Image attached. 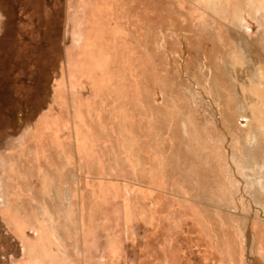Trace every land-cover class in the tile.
<instances>
[{
  "label": "rangeland",
  "instance_id": "374dc122",
  "mask_svg": "<svg viewBox=\"0 0 264 264\" xmlns=\"http://www.w3.org/2000/svg\"><path fill=\"white\" fill-rule=\"evenodd\" d=\"M117 2H120L118 3L119 7H122H117L116 12L133 13L136 15V22L128 21L127 17L118 19L111 16L110 6L108 8L109 16L106 19L109 24L107 38H101L99 27L96 29L91 27L85 33L81 24L70 26L71 38H69L67 32V36L63 33V20H61L59 49H57L58 46H51L46 50L45 62L34 64V67L40 69L37 84L33 83L34 86L29 87L32 82L25 80L18 84V88L22 91L27 89V91L31 90L35 93H44L39 104L48 107V97L53 86L51 71L53 65L57 64L54 55L60 51V62L57 66L61 71L64 50L69 43L73 47L83 44L103 45L107 47V53L101 55L102 48H93L89 53V61L92 63L85 60L76 65L78 75L85 74L91 79L89 81L84 78L76 82L78 88L84 86V88L90 87L91 90H86L85 93V89H81L83 101H80L77 96L76 103L78 106L83 104L82 107L86 106L88 109L92 105L94 110H97V106L101 108V104L106 101L112 105L118 104L125 110L124 120L127 125L125 134H118V125L110 120L109 114H106L108 112L94 124L86 122V128L94 132L91 153L88 156L89 152H87L86 156L93 161L91 164L95 167L98 166L95 168L94 166L84 167L77 158L73 135L69 128L59 130L62 150L54 160L56 163L50 166L49 173L57 174L60 179L66 176L74 180L75 183H78L79 179L83 177L86 189L90 191L88 196L84 190H80L79 198L72 206L75 209H80L82 222L73 219L70 222L71 227H69L68 222H65L63 218L59 219L61 227L66 232L62 239L57 231L56 238L52 236L53 241L38 240L32 220L35 217L40 219L41 216L34 203L40 204L43 208L46 207V210L51 212L49 205L54 204L53 198L51 194L45 198L37 193L36 190L41 182L36 175L32 174L33 166H29V162L25 159L22 160V157L17 158L19 177L17 176L14 183L17 184L16 188L22 190L23 195L18 199L16 213L25 216L26 224L19 235H13L11 238L7 225L0 219V264H204V260H199V253L188 238L189 233L200 234L202 228L204 230L205 223L208 222L203 219V216H206L209 221L213 211V206H207L210 203L217 205L215 211L218 216H224L227 220L225 223L221 222V242L219 239H212L213 242L219 243L214 245L217 248V255L221 256L224 261L222 264H228L227 259H230L231 264H263V261L252 260L250 254L244 249L242 231L245 228L247 213L252 210V205L254 206L253 211L257 212L258 201L264 202V192L260 191L262 189L259 184L255 185L253 182V171L249 169L252 167L256 169L253 164L264 158V0H135L130 4H128V0H117ZM61 11L63 12V2ZM79 11H75V15ZM255 11L258 12V17L255 16ZM241 17L247 18L251 23L250 33L239 27L238 22ZM120 35L124 36L123 43H121V39L117 38ZM69 48L72 49V47ZM85 55L84 51L78 52L76 56L72 55L71 74L75 61L77 63L79 57ZM214 61L219 63L213 74L216 82L220 85L217 90L220 91H218L219 95L212 100L216 103V108H220V93L224 89L222 87H229L232 107L224 112L225 120L231 127L234 123V119H232L234 114L235 116L247 115L253 135V142L250 144L253 149L252 157L258 158L253 160L252 166H249L250 161L247 162L249 168H244L240 161L231 162L233 166L231 165L230 169H234L232 173L236 178L249 179L251 176L250 181L253 180L252 184L254 183L253 187H250L248 195L243 191V195L248 199H234L232 202L235 203L232 208L224 207L222 201H218L216 204L215 202L207 204L203 199H205L204 195L210 194L211 189L215 187L216 176L212 173L211 168H214L215 173L226 184L223 173L217 169L216 161L210 160L211 156H215L218 146L222 151L228 144V147L232 148L244 147L243 138L238 134L232 135L234 132H229L227 135H229L230 141L226 142L224 138H220L218 140L220 144L217 143L216 136L222 132L221 126H224L223 120H221L222 114L220 115V111L217 112L214 108L209 107L214 104L211 103L212 101L206 106L198 101V98H195L197 100V104H195L192 97L188 96L189 94H186L183 89V83L185 84L187 79L192 76V69L199 70L197 87H210L209 76L212 73ZM209 63L213 65H209ZM206 75H208V80ZM70 76L73 77V75ZM71 88L75 94L74 86ZM67 107L69 106L67 105ZM166 111H169L174 117L168 120L165 116ZM179 113L181 114L179 115ZM99 115V112L93 113L94 122ZM185 115H187V121ZM15 117H18L17 113H15ZM181 118L188 125L189 136L180 133ZM236 120L239 124L244 123L242 117H238ZM189 125L195 127L192 128ZM229 129L231 130V128ZM171 130L176 136L174 139L177 154L173 156L172 161L168 162L169 148L173 146L172 142L169 143ZM19 131L20 125L17 123L14 132ZM192 132H195L197 137L193 138ZM123 137L125 144L121 152L120 143ZM42 141H47L44 135ZM32 142L29 141L30 144ZM50 143L53 144V142ZM82 146L85 150V146ZM150 149L151 161L153 155L156 154L154 159L157 160V174L165 175L168 172L171 174L172 181L170 185L152 184L150 181L152 179L147 177L146 183L155 185L159 189H170L175 182L176 185H173V188L178 190V193L185 192L183 193L185 196L187 187L193 194L192 197L195 198L197 206L187 207V215L189 214L188 217L193 218L192 214H199L194 219H200L201 227L194 228L191 220L184 219L186 226L193 228L188 231L184 225L179 231L172 232L168 228V220L165 217L169 216L170 222L171 218L177 221L175 216L178 215L177 209L172 208L171 214L168 211L161 213L154 211L152 208L153 199L148 195L140 197L139 191L135 190L136 184L145 183V170L140 173L136 167L137 165V168L140 169L148 167ZM206 150L209 151L210 169L204 170L203 162L207 156ZM51 152L49 151L50 159L53 155ZM239 162L240 164H238ZM120 170L124 175L119 173ZM96 171L99 172L98 178H95ZM25 174H28L27 177ZM204 174L205 176L207 174L208 177H205ZM205 179L210 180L206 181ZM230 193L234 194L233 197L237 196L236 191L232 188H230ZM12 200L15 203V198L12 197L11 202ZM61 200L63 201L62 198ZM2 203L0 199V208ZM203 205L206 209L203 208ZM223 207L228 210H223ZM234 208L240 212V217L234 213L230 214L231 210L229 209L233 210ZM245 212L246 214H244ZM164 213L166 216H163ZM224 227L231 229L233 234H226ZM224 235L227 236L224 237ZM230 236H233V239ZM206 238L211 241L213 237L207 236ZM22 239L35 243L33 250L20 248ZM261 239L258 247L261 243L264 245V238ZM222 244L225 247L224 254L221 250ZM35 254L40 260L37 263Z\"/></svg>",
  "mask_w": 264,
  "mask_h": 264
},
{
  "label": "crops",
  "instance_id": "0c3cea01",
  "mask_svg": "<svg viewBox=\"0 0 264 264\" xmlns=\"http://www.w3.org/2000/svg\"><path fill=\"white\" fill-rule=\"evenodd\" d=\"M128 1V4H130L135 0ZM62 2L63 12L61 11ZM118 3L120 2H117V0H0V199L3 202L0 208V219L7 225L11 238H13V235H19L22 228L26 224L25 216L16 213V210H18V199L23 195L22 190L16 188L17 184L14 183V180L19 177L17 172V158L19 156L22 157V160L25 159L28 161L29 166H33V175H39L37 178L41 182V187L39 186V188H37L39 189V192L36 190L37 193L41 197H43L42 194L46 193V195H44L45 198L48 194H51L53 198L52 202H54V204L49 205L51 212L46 211L51 219L49 221L43 220L40 210L46 209V207L43 208L40 204L34 203L36 209H39L38 212L41 217L40 219L35 217L34 220H32L34 222L33 226L40 224V229L42 230L37 234L38 240L42 239L53 241V237L56 238L55 233H57V231L61 239L66 233L60 225V218H63L65 222H68L69 227H71L70 222L73 219H77L78 222H82L80 209L72 207L75 200L79 198L80 190H84L86 194L90 195V191L86 190L84 180L81 181V178L78 183H75L74 180H71L66 176H63L60 179L57 174H55L54 177H51L49 174L50 166L53 165L52 163H54V160L57 159V155L62 150L59 130L67 127L69 128L73 135V144L77 158H79V160L83 163L84 167H95V165L91 164L93 161H91L90 157L86 156L87 152H89L88 156H90L91 144L94 143V132L89 128H86V122H92V124H94L100 120L102 115L108 112L106 114H109L110 120L118 125V134H125L124 132L127 126L126 121L124 120L125 110L119 107L118 104L112 105L109 101H106L104 104H101V108L100 106H97V110H94L92 105L89 106L88 109L86 106L82 107V103L81 106H78L76 103L77 96L80 101H83L84 97L81 89H85V93L86 90L91 91L90 87L84 88V86H81L78 88L76 83L78 80L85 78L86 80L91 81V79L85 74L78 75L76 73V65L80 62L83 63L85 60L91 64L92 62L89 61V53L93 48H102L103 52L101 55L105 52L107 53L108 49L103 45L83 44L82 46L73 47L69 43L64 50V60L62 61L63 65L61 71L59 66H57L60 62V51L55 54L56 56L54 55V60L57 61V64L53 65V69L51 71L53 86L49 94L50 96L48 97V107L43 105L41 106L39 104L41 97L45 95L44 93H35L33 91L31 92V90L27 91V89L22 91L18 88V84L25 80L32 82L29 87H33L34 84H37L36 81L39 80L38 74L40 69L34 67V64L45 62L46 50L51 46H58L57 49H59L61 20H63V33L65 35L67 32V34H69V38H71L70 26H77L78 24H81V28L85 31V33L91 27L94 29L99 27L101 38H107V28L109 27V24H107L106 19L109 16L108 8L110 6L112 9L111 16H115L118 19L127 17L128 21L130 20L132 22H136L135 14H124V12L121 14L116 12L117 7H119ZM77 10H80L78 12L79 15L78 13L75 15V11ZM117 38L118 40L121 39V43L124 42V36L120 35ZM69 47H72V49L70 50ZM83 51L86 52V55L80 56L77 63L75 61L73 64V72L71 74L70 69L72 64V55L76 56L78 52ZM70 75H73V77ZM71 86H74L76 90V93L74 92L75 94H73ZM67 105L69 107H67ZM95 112H99L100 115L94 122L92 115ZM15 113L18 114V117H15ZM17 123L20 125V131L15 133L14 129H16ZM43 135L47 138L46 142L42 141ZM123 139L124 137L121 138L122 142L120 143L121 152L125 144ZM29 141H33L34 143L32 142L30 144ZM50 142H53V144ZM82 145L85 146V150H83ZM151 149L148 152V167H142L141 169L137 168L138 165L136 167V170L140 173L145 170L146 179L145 183L136 184L135 190L139 191L140 197L148 195L153 199L152 206L155 208L154 211H157L158 206L163 212L168 211L169 214L172 213V208L177 209V221L172 220L171 218L170 222L168 213V217H165L168 220L169 230L174 232L179 225L182 224L183 226H186L185 220L188 218L185 212L187 210L183 208V205H185V208L189 206V208L196 207L195 198L192 197L193 194L191 191L183 184L181 185L186 187L185 189L187 195L184 196L185 198L182 195H179L174 188L159 189L155 185L149 186V184L146 183L147 177L150 178L155 176L157 173L156 164L152 162L149 157ZM49 151H52L51 155L53 154L51 159L49 157ZM97 167L98 166L95 168ZM43 168L45 169L43 170ZM119 173L124 175L121 173V170ZM98 174L99 172L96 171L95 178L99 177ZM26 175L28 174H25V177H27ZM60 183H62V186ZM67 183L70 184L73 189L71 190L72 196L69 197L68 206L64 204L62 205L60 197L61 190L63 191V189L68 185ZM173 183V185H176L175 182ZM44 185L49 186V189H45L47 187H44ZM80 186H83V188ZM12 197L15 198V203L13 200L11 202ZM66 207L72 211L71 218L65 217V210L62 212V208ZM196 215L199 216V214ZM196 215L192 214L193 218H195ZM163 216H166V213H164ZM55 217L58 229L53 230L54 234H47L45 231L49 230V225H52V218L55 219ZM12 218L22 220L23 227L19 230H14L12 228ZM192 220L193 219H191V221ZM194 220L197 221L198 219ZM193 222L194 221H192V223ZM197 226L200 227L201 225L198 223ZM201 233L198 235H200L205 242L207 241V243L210 244V239L208 240L205 237L206 235L203 232V228ZM32 245L35 246V243H32ZM208 250L211 251V247H209ZM200 253L203 255L202 252ZM215 255L216 259H213L212 264L224 263L222 257L217 255V251ZM34 256L36 263L39 262V257L36 254Z\"/></svg>",
  "mask_w": 264,
  "mask_h": 264
},
{
  "label": "bare ground",
  "instance_id": "6f19581e",
  "mask_svg": "<svg viewBox=\"0 0 264 264\" xmlns=\"http://www.w3.org/2000/svg\"><path fill=\"white\" fill-rule=\"evenodd\" d=\"M260 5V4H259ZM261 8V7H260ZM255 16L256 17H258V15H257V11H255ZM236 19V18H235ZM235 21V20H234ZM238 24H239V27H241V28H244L248 33H250V31H251V29H250V22L247 20V18H245V17H241L240 18V20H239V22H238ZM264 39V38H263ZM109 42V41H108ZM151 45V44H150ZM146 46V45H145ZM147 50V49H146ZM194 51V50H193ZM206 51V50H205ZM196 52V51H195ZM198 53H202V52H198ZM194 54V53H193ZM216 54H217V52H216ZM215 54V55H216ZM197 56V55H196ZM203 56V55H202ZM201 56V57H202ZM218 56V55H217ZM199 57V56H198ZM200 57V58H201ZM205 57H206V55H205ZM208 57H210V56H208ZM194 58V57H193ZM218 58V57H217ZM222 59V58H221ZM167 60V59H166ZM219 60V59H218ZM192 61H194V60H192ZM206 61V60H205ZM217 62V61H216ZM221 62V61H220ZM188 63H189V61H188ZM195 63V62H194ZM197 63V62H196ZM222 63V62H221ZM197 64H199V63H197ZM212 63H209V65H211ZM219 64V63H218ZM217 63H215V61H214V67L212 68V73H210V76H209V78H210V81H211V86L209 87H205V86H202V88H199V87H197V84H198V82L197 81H199V77H198V71L199 70H197V69H192L193 70V73H192V76H191V78H188L187 80V82L184 84L183 83V89H184V91H186V94H189L188 96H191L192 97V101L195 103V104H197V100L195 99V98H198L199 100L198 101H200L201 103H203V104H205L206 106H208L209 105V103L211 102V103H214V101L212 100V99H214V97H216V96H218L219 94H218V91H220V90H217V89H219L220 88V85L218 84V82H216V78H215V76H214V74H213V71L215 70L216 71V65H218ZM191 65V64H190ZM195 65V64H194ZM213 65V64H212ZM199 66V65H198ZM183 67V66H182ZM196 67H197V65H196ZM219 68V67H218ZM209 69V68H208ZM207 70V69H206ZM188 74V73H187ZM218 74V73H217ZM207 76V80L209 79L208 78V75H206ZM188 77V76H187ZM217 77V76H216ZM206 80V81H207ZM205 82V81H204ZM203 82V83H204ZM208 84H209V82H208ZM223 84V83H222ZM203 85H205V84H203ZM222 88H224L223 89V92H221L220 94H221V97H220V99H219V104H220V108H216V106L217 105H215L216 103H214V104H212V105H210L209 107H211L212 109L214 108L217 112L218 111H220V115H221V120H223V124H224V126L222 125L221 126V128H222V132L219 134V132H218V134L219 135H217L216 137V141H217V143H219V139L220 138H224V140L226 141V142H228V140H229V135H227L229 132H234V133H232V135L234 134V136H235V134H238L240 137H242L243 138V141H244V147H237V148H232V147H228V145H226V148L222 151L221 150V148L218 146V144H216L217 146H218V148H217V152H215L216 154H215V156H211V159L210 160H212V161H216L215 163H216V165H217V169H218V171L220 172V173H223V176L225 177V181H226V184L223 182V180L219 177V175L217 174V173H215V170H214V168H211V171H212V173L216 176V180H215V187H214V189L212 188L211 189V193L210 194H207V195H204V198L205 199H203V201L204 200H206L205 202L208 204L209 202H215V204L218 202V201H222V204H223V202H224V207H234L233 206V204L235 203H233L232 201L234 200V199H236V198H238V199H240V200H246V199H248V197H245V195H243L244 193H246V195H248V192H249V189H250V187H253V184H252V181L253 180H251L250 181V178H251V176H250V178L248 179V178H246V179H242V177L241 178H236V176H234L233 174L234 173H232V170L234 171V169H230L233 165L231 164V162L233 163L234 161L236 162V161H240L241 163H242V166L244 167V168H249L248 167V165H247V162L248 161H250V164H249V166H252L251 164H253L252 162H253V160H257L258 158H254V157H252V152H253V149H252V147L250 146V144L253 142V135H252V133H251V126H249L250 125V123H249V118L247 117V115H245V116H241L242 114H240V115H237V116H235V114H234V117H232V119H234V123H233V125H231V127L227 124V122H226V120H225V116H224V112H226V111H228L231 107H232V105H231V99L229 98V96H230V93H229V87L228 86H224V87H222ZM183 91V92H184ZM236 93V92H235ZM231 97V96H230ZM174 99V98H173ZM180 99H181V97H180ZM184 99V98H183ZM233 99V98H232ZM178 100V99H177ZM182 100V99H181ZM179 101V100H178ZM236 101V100H235ZM170 105V104H169ZM178 105H180V104H178ZM215 105V106H214ZM237 106V105H236ZM235 106V107H236ZM171 108V107H170ZM190 109V108H189ZM178 110V109H177ZM237 110V109H236ZM197 111V110H196ZM232 111V110H231ZM161 112V111H160ZM177 112V111H176ZM181 112V111H180ZM174 113V112H173ZM229 113V112H228ZM181 113H179V115H180ZM227 114V113H226ZM238 114H239V112H238ZM174 115H175V113H174ZM233 115V114H232ZM162 116V115H161ZM165 116H166V118L168 119V120H170V119H172V117H174V116H171V114L169 113V111H166L165 112ZM177 116V115H176ZM182 116V115H181ZM186 117H187V115H185V120H186ZM190 117V116H189ZM231 117V116H230ZM240 118V117H242V118H244V123L243 124H239L238 122H236L237 120V118ZM184 118V117H183ZM191 118V117H190ZM182 119V118H181ZM195 119V118H194ZM193 119V120H194ZM176 120V119H175ZM180 120V119H179ZM187 121V120H186ZM186 121H184L183 119L181 120V124H180V133H182L183 135H185V136H189L190 135V133H189V130L187 131V128H188V125H187V123H186ZM189 121V120H188ZM190 122V121H189ZM193 122V121H192ZM197 122V121H196ZM233 122V121H232ZM228 125V126H227ZM203 126H204V124H203ZM209 126V125H208ZM189 127H192V126H190L189 125ZM193 127H195V126H193ZM192 127V128H193ZM199 127V126H198ZM211 127V126H210ZM213 127V126H212ZM172 128V127H171ZM199 128H201V127H199ZM202 128H204V127H202ZM229 128H231V130L229 129ZM191 129V128H190ZM175 130V129H174ZM205 130H206V128H205ZM215 130V129H214ZM216 131V130H215ZM214 131V132H215ZM207 133V132H206ZM209 133V132H208ZM217 133V132H216ZM191 135H192V137L193 138H195V137H197L196 135H195V132H192L191 133ZM211 135V134H210ZM170 136H171V141L169 142V143H171L172 142V148H169V153H168V158L167 159H169L168 160V162H170V161H172V158H173V156L175 155L176 156V149H175V139L174 138H176V136H175V134H174V131L173 130H171V133H170ZM213 136V135H212ZM213 138V137H212ZM188 139V138H187ZM189 140V139H188ZM193 140V139H192ZM201 140V139H200ZM214 140V139H213ZM157 141V140H156ZM202 141V140H201ZM225 141H223V142H225ZM230 141V140H229ZM176 142H177V139H176ZM204 142V141H203ZM202 142V143H203ZM213 142V141H212ZM236 142V141H235ZM234 142V143H235ZM200 143V142H199ZM201 143V144H202ZM210 143V142H209ZM208 143V144H209ZM166 144H167V142H166ZM200 144V145H201ZM220 144V143H219ZM236 144V143H235ZM259 144V143H258ZM254 145V144H253ZM211 146H213V145H211ZM216 146V147H217ZM242 146V145H241ZM206 147V146H205ZM254 147V146H253ZM214 148H215V146H214ZM214 148H212V149H214ZM185 149V148H184ZM212 149H210V150H212ZM196 150V149H195ZM209 150V149H208ZM208 150H206V155L207 156H205V162H203L204 163V165H203V168H204V170H206V168L207 169H210V163L208 162V160H209V151ZM201 151H203V150H201ZM262 152V151H261ZM158 153V152H157ZM194 153V152H193ZM159 154V153H158ZM158 154H157V157H158ZM163 155V154H162ZM195 155V154H194ZM200 155V154H199ZM212 155V154H211ZM156 156V154H154L153 155V160H152V162L154 161V163L157 165V160L156 159H154V157ZM150 157V156H149ZM260 159V158H259ZM191 160V159H190ZM240 162L238 163V164H240ZM175 163V162H174ZM201 163V162H200ZM36 164H37V162H36ZM35 164V165H36ZM42 164V163H41ZM52 164H54V163H52ZM154 165V164H153ZM155 165V166H156ZM232 165V166H231ZM254 166H256L255 168L256 169H253V167L252 168H249V169H251L253 172V176H252V178L254 179V181L253 182H255V185L256 184H259L260 186H261V189L262 190H260V191H262V192H264V158H262V159H260V161H257V162H255L254 164H253ZM43 166H44V164H43ZM42 166V167H43ZM34 167H37V166H34ZM47 167V166H46ZM212 167V166H211ZM214 167H215V165H214ZM234 167H235V165H234ZM48 168V167H47ZM170 168V167H169ZM189 168V167H188ZM45 168H43V170H44ZM240 169H241V167H240ZM35 170H37V169H35ZM48 170V169H47ZM170 170V169H169ZM31 171V170H30ZM154 171V170H153ZM152 171V172H153ZM38 172V171H37ZM44 172V171H43ZM156 172V171H155ZM204 173V172H203ZM206 173V172H205ZM242 173H244V172H242ZM50 175H51V177H54L55 176V174L54 175H52L51 173H49ZM48 174V175H49ZM208 174V173H207ZM206 174V176L208 177V175ZM236 174V173H235ZM35 175V174H34ZM232 175L234 176V178L232 177ZM36 176H38L39 177V175H37L36 174ZM160 176H162L163 178H161ZM170 176H171V174H168V172L167 173H165V175H163V173L162 174H157L156 173V175L155 176H152V177H150L152 180H150L151 182H152V184L154 183H164V184H169L170 185V182L172 181V179L170 178ZM204 176H205V174H204ZM205 176V177H206ZM56 178H57V176H56ZM52 180V179H51ZM57 180V179H56ZM84 179H83V177H81V181H83ZM206 181H209L210 179H205ZM70 181V180H69ZM205 181V182H206ZM213 181V180H212ZM56 182V181H55ZM204 182V181H203ZM204 182V183H205ZM39 183V182H38ZM48 183V182H47ZM63 183V182H62ZM62 183H60V185L62 184ZM149 183V182H148ZM11 184V183H10ZM46 184V183H45ZM68 184V183H67ZM72 184V183H71ZM152 184H150L149 183V186L150 185H152ZM228 184V185H227ZM12 185V184H11ZM11 185H9V186H11ZM51 185V184H50ZM82 185V184H81ZM195 185H197V183H195ZM201 185H202V183H201ZM47 187V188H45V189H49V186H47V185H44V187ZM62 186V185H61ZM208 186V185H207ZM6 187H7V185H6ZM11 187H14V186H11ZM41 187V186H40ZM59 187V186H58ZM81 188H83V186H80ZM142 187V186H141ZM196 187V186H195ZM194 187V188H195ZM206 187V186H205ZM61 188V187H60ZM143 188V187H142ZM171 188H173V185H171ZM179 188V187H178ZM197 188V187H196ZM199 188H201L200 186H199ZM230 188H232L234 191H236V197H233V195H231V193H230ZM7 189V188H6ZM208 189V188H207ZM210 189V188H209ZM9 190V189H8ZM54 190V189H53ZM71 190H73L72 188H71V185L70 184H68L64 189H63V191L61 190V193H60V197L63 199V201H62V205L64 204V205H66V206H68V202H69V197H71L72 196V193H71ZM86 190H88V189H86ZM198 190V189H197ZM37 191L39 192V189H37ZM60 191V190H59ZM178 191V190H177ZM203 191V190H202ZM205 191V190H204ZM243 191H245L244 193H243ZM78 192V191H77ZM87 192V191H86ZM198 192V191H197ZM206 192V191H205ZM205 192H204V194H205ZM208 192H209V190H208ZM168 193V192H167ZM178 193V192H177ZM182 193V194H181ZM199 193V192H198ZM207 193V192H206ZM53 194V193H52ZM172 194V193H171ZM179 195H182L183 197L185 196V194H183V192H180V193H178ZM261 194V193H260ZM43 195V197H44V195H46V193H44V194H42ZM89 195V194H88ZM200 195V194H199ZM3 196H4V194H3ZM170 196V195H169ZM178 196V195H177ZM251 196H253V195H251ZM5 197V196H4ZM47 197V196H46ZM74 197V196H73ZM181 197V196H180ZM174 198V197H173ZM185 198V197H184ZM253 198V197H252ZM22 199V198H21ZM189 199V198H188ZM167 200V199H166ZM190 200V199H189ZM182 201H184V200H182ZM239 201V200H238ZM204 202V203H205ZM244 202V201H243ZM259 203H257V207H258V209H257V212H254L253 210V205H252V210L250 211V212H248L247 213V217H246V221H245V228L243 229V237H244V239H243V247H244V249L247 251V253H249L250 254V256H251V259L253 260H255V259H257V261L258 262H264V245L261 243L260 245H259V247H258V243L262 240L261 238L263 237L264 238V202H260V201H258ZM186 203V202H185ZM184 203V204H185ZM192 203H193V201H192ZM8 204V203H7ZM170 204V203H169ZM179 204V203H178ZM206 204V205H207ZM211 204V203H210ZM208 204L207 206H213V211L211 212V218H210V220L208 221L207 219H206V216L204 217L203 216V219L204 220H206L208 223H205V226H204V230H203V232L205 233V235H206V237L207 236H211V237H213V238H211V241H210V244L209 243H207V242H205V240L203 239V238H201V236H199L198 234H196V233H189V240L191 241V243H192V245H194L195 246V249L197 250V252L199 253L198 255H199V260L200 259H202V260H204V264H212L213 263V259H216V251H217V248L215 247V245H218L219 243L218 242H216V241H214L213 242V240L212 239H219L220 240V242H221V240H222V232H221V222L222 221H224V223H225V221H227L226 219H225V217L224 216H222V217H220V216H218V213L215 211V208H216V206L215 205H213V204ZM60 205V204H59ZM167 205V204H166ZM219 205V204H218ZM8 206H9V204H8ZM201 206V205H200ZM204 206V205H203ZM61 207V206H60ZM154 206H152V208H153ZM155 207H156V205H155ZM190 207V206H189ZM192 207V206H191ZM197 207V206H196ZM222 208L223 210H228V208ZM183 208L186 210V208H185V205H183ZM193 208V207H192ZM204 209H206L205 208V206L203 207ZM210 208V207H209ZM237 208V207H236ZM236 208H234L233 210L232 209H229V210H231L230 212V214H232V213H234V214H236V215H239V217H240V212L239 211H237L236 210ZM63 209V211L62 212H64V210H65V214H66V216L65 217H67V218H71V210L68 208V207H66V208H62ZM148 209V208H147ZM155 208H153V210H154ZM184 209H183V211H184ZM210 210V209H209ZM46 209H42V210H40V213H41V215H42V217H43V220H50L51 218H50V216L48 215V212L46 213ZM151 212V211H150ZM157 212H162V210L160 209V207L158 206L157 207ZM190 212V211H189ZM203 212H204V210H203ZM188 213V211H186L185 212V214H187ZM205 213V212H204ZM209 213V212H208ZM244 214H246V212L244 213ZM159 215V214H158ZM189 215V214H188ZM188 215H187V218L189 219V220H191V219H193L192 221H194L193 222V227L194 228H196V226L198 225V223H199V225H201L200 223V219L199 220H197V221H195L194 220V218H192V217H188ZM54 216H55V213H54ZM176 216V218H178V216L177 215H175ZM198 216V215H197ZM231 216V215H230ZM234 217V216H233ZM237 218H238V216H236ZM19 218V217H18ZM207 218H208V216H207ZM229 218V217H228ZM30 219V218H29ZM238 220V219H237ZM236 220V222H238ZM240 220V219H239ZM206 221H204V222H206ZM230 221H232V220H230ZM203 222V223H204ZM12 228L14 229V230H19V229H21V227H23L22 225V223H23V221L22 220H18V219H16V218H12ZM34 222L32 221V224H33ZM178 223V222H177ZM242 223V222H241ZM37 224V223H36ZM155 224V223H154ZM232 225V224H231ZM34 228H35V231H36V234H38V232H41L42 230L40 229V224L39 225H36V226H33ZM183 227V225L181 224V225H179L178 226V228L175 230L176 232L177 231H179V229L180 228H182ZM201 227V226H200ZM206 227V228H205ZM231 227V226H230ZM176 228V227H175ZM188 228V227H187ZM224 228H226V227H224ZM239 228V227H238ZM58 228H57V221H56V217H55V219L54 218H52V225H49V230H46L45 232L47 233V234H54V232H53V230H57ZM189 229L191 230V228H188L187 230L189 231ZM224 231V230H223ZM238 231V230H237ZM239 231H240V229H239ZM56 232V231H55ZM232 233V230L231 229H227L226 228V234H231ZM63 234V233H62ZM233 234V233H232ZM51 236V235H50ZM227 236V235H226ZM225 235H224V237H226ZM234 236L236 237V234H234ZM231 237V236H230ZM231 239H233V236L231 237ZM230 239V240H231ZM240 239V238H239ZM242 240V239H241ZM227 241H228V239H227ZM20 242V241H19ZM21 242H22V246H20V248H22L23 247V249L24 250H29V249H31V250H33V248H34V246L32 245V242L31 241H28L27 239H22L21 240ZM226 242V241H225ZM229 243V242H228ZM215 244V245H214ZM224 244V243H223ZM223 244H222V249L221 250H223L222 251V254H224V252H225V247L223 246ZM231 244V243H230ZM221 245V244H220ZM238 246V245H237ZM209 247H211V251H209L208 250V248ZM231 247V246H230ZM258 247V248H257ZM236 248V247H235ZM241 248H242V246H241ZM257 249H258V251H257ZM235 250V249H234ZM26 252V251H25ZM27 252H29V251H27ZM200 252H202L203 253V255L200 253ZM257 252H258V254H257ZM237 253V252H236ZM232 254H234V253H232ZM243 255V254H242ZM224 256V255H223ZM232 256V255H231ZM227 257H229V256H227ZM240 257V256H239ZM232 258H234V256H232ZM246 259V258H245ZM170 260V259H169ZM250 260V259H249ZM171 261H172V258H171ZM218 262V261H217ZM227 262H228V264H231L230 263V259H227ZM241 262V261H240ZM172 263V262H171ZM169 264V263H168ZM264 264V263H263Z\"/></svg>",
  "mask_w": 264,
  "mask_h": 264
}]
</instances>
